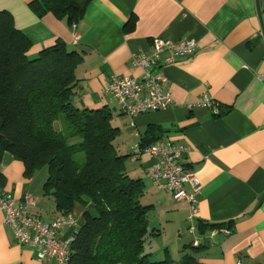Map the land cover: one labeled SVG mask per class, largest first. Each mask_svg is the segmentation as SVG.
I'll list each match as a JSON object with an SVG mask.
<instances>
[{"label": "crops", "instance_id": "crops-1", "mask_svg": "<svg viewBox=\"0 0 264 264\" xmlns=\"http://www.w3.org/2000/svg\"><path fill=\"white\" fill-rule=\"evenodd\" d=\"M34 1L0 0V13H9L15 28L30 40V59L59 40L82 55L77 104L111 112L115 149L120 156L130 155L127 172L143 180L142 202L153 208L145 243L149 261L264 264V83L258 79L264 75V36L256 0H91L72 30L66 19L39 17L31 7ZM261 8L264 24V0ZM158 38L192 40L196 53L174 64H166L164 54L154 63L155 72L166 78L163 93L173 95L175 106L130 118L106 93V85L114 77L140 79L143 72L131 60L151 53ZM205 94L221 103V117L205 108H187ZM157 135L165 144L187 148L181 164L198 182L199 250L191 248L188 204L157 189L146 174L151 158L137 153L141 145H154ZM45 182L38 171L28 176L24 163L13 155L1 157L0 196L30 197L29 213L50 223L63 213L45 194ZM92 209L74 206L76 231ZM217 225L223 227H212ZM73 232L65 230L61 237ZM0 264H40L35 249L16 243L1 206Z\"/></svg>", "mask_w": 264, "mask_h": 264}, {"label": "trees", "instance_id": "trees-1", "mask_svg": "<svg viewBox=\"0 0 264 264\" xmlns=\"http://www.w3.org/2000/svg\"><path fill=\"white\" fill-rule=\"evenodd\" d=\"M90 1L35 0L31 7L39 17L66 19L72 30ZM31 46L12 16L1 12L0 159L13 155L28 176L46 168L45 194L64 215L72 214L76 204L92 205L74 234L71 264H168L151 262L145 254L153 208L142 202L143 180L127 172L130 155L120 156L115 149L111 112L77 104L82 55L59 40L30 59ZM153 141L162 142L158 135Z\"/></svg>", "mask_w": 264, "mask_h": 264}, {"label": "built area", "instance_id": "built-area-1", "mask_svg": "<svg viewBox=\"0 0 264 264\" xmlns=\"http://www.w3.org/2000/svg\"><path fill=\"white\" fill-rule=\"evenodd\" d=\"M196 50V43L192 40L174 42L161 38L155 39L151 53H139L131 60L132 66L143 72L141 78L114 77L107 83L105 91L117 101L121 113L130 118L165 111L175 106L176 103L173 95L163 93L162 86L166 78L155 72L154 63L166 54L165 63L174 64L179 59L194 55ZM258 79L264 83V75ZM221 106L217 99L205 94L196 103L187 105V108H205L214 116L220 117L222 115ZM142 152L147 153L152 160L146 169V174L154 186L170 194L174 201L188 204V231L194 237L193 246L199 247L201 241L196 234V221L199 215L198 182L195 173L181 164L182 155L187 152V148L157 142L143 151L140 148L137 149L138 154ZM187 187H191L194 192L189 193L186 190ZM30 204H32L30 197L18 200L7 193L0 196L5 225L13 231L16 243L35 249L37 261L40 264H71V245L78 225L74 215L63 214L53 222L46 223L40 217L29 213ZM65 230L74 232L64 239L61 233ZM220 231L230 233L225 229Z\"/></svg>", "mask_w": 264, "mask_h": 264}, {"label": "water", "instance_id": "water-1", "mask_svg": "<svg viewBox=\"0 0 264 264\" xmlns=\"http://www.w3.org/2000/svg\"><path fill=\"white\" fill-rule=\"evenodd\" d=\"M257 5V14L261 23V28L264 36V24H263V15H262V8H261V0H256Z\"/></svg>", "mask_w": 264, "mask_h": 264}, {"label": "rangeland", "instance_id": "rangeland-1", "mask_svg": "<svg viewBox=\"0 0 264 264\" xmlns=\"http://www.w3.org/2000/svg\"><path fill=\"white\" fill-rule=\"evenodd\" d=\"M72 29H74V26L72 27ZM38 173H39V177L44 178V180L46 181L47 176H48L47 169L43 168V169L39 170Z\"/></svg>", "mask_w": 264, "mask_h": 264}]
</instances>
